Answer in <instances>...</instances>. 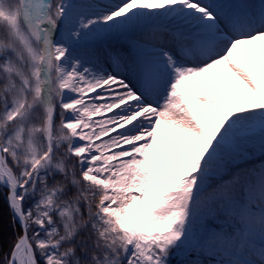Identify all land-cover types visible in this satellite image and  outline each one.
I'll list each match as a JSON object with an SVG mask.
<instances>
[{"label": "snow or ice", "instance_id": "6c2138e0", "mask_svg": "<svg viewBox=\"0 0 264 264\" xmlns=\"http://www.w3.org/2000/svg\"><path fill=\"white\" fill-rule=\"evenodd\" d=\"M5 209L0 264H264V0H0Z\"/></svg>", "mask_w": 264, "mask_h": 264}, {"label": "trees", "instance_id": "16d2710c", "mask_svg": "<svg viewBox=\"0 0 264 264\" xmlns=\"http://www.w3.org/2000/svg\"><path fill=\"white\" fill-rule=\"evenodd\" d=\"M3 220L5 223V229H6L4 231H6V233H7L6 238H3L4 250L7 251L9 249L10 241L14 238V233L12 231L10 221H9V216H8L6 209L4 211ZM16 231L19 232L18 226H16Z\"/></svg>", "mask_w": 264, "mask_h": 264}, {"label": "rangeland", "instance_id": "374dc122", "mask_svg": "<svg viewBox=\"0 0 264 264\" xmlns=\"http://www.w3.org/2000/svg\"><path fill=\"white\" fill-rule=\"evenodd\" d=\"M4 230H6V229H5V223H4V220L2 217V219H0V233H2L3 238H6L7 233Z\"/></svg>", "mask_w": 264, "mask_h": 264}]
</instances>
